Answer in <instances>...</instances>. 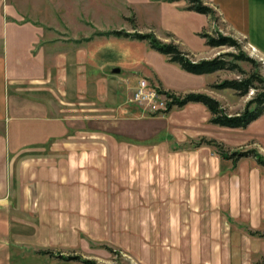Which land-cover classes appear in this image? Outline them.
<instances>
[{
    "label": "crops",
    "instance_id": "obj_1",
    "mask_svg": "<svg viewBox=\"0 0 264 264\" xmlns=\"http://www.w3.org/2000/svg\"><path fill=\"white\" fill-rule=\"evenodd\" d=\"M206 3L264 57V0ZM186 6L0 0V264H83L66 257L97 261L115 248L138 264L264 258V236L249 233L264 232V165L195 145L215 139L264 155V111L242 128L209 127L199 102L173 106V122V107L168 117L148 115L128 103L134 82L176 93L191 87L175 91L145 74L148 59L168 61L146 40L95 35L137 30L169 41L167 30L200 17ZM203 15L205 27L211 19ZM113 17L115 27L96 25Z\"/></svg>",
    "mask_w": 264,
    "mask_h": 264
},
{
    "label": "trees",
    "instance_id": "obj_2",
    "mask_svg": "<svg viewBox=\"0 0 264 264\" xmlns=\"http://www.w3.org/2000/svg\"><path fill=\"white\" fill-rule=\"evenodd\" d=\"M186 1V9L205 14L209 16L211 20L219 18V16L216 15L215 9L206 4V0ZM127 19L130 21L133 28L137 29V24L135 23L134 18L128 17ZM95 35L125 36L144 39L148 42L150 47L167 56L168 61L177 63L183 70L193 74L212 73L222 69H232L237 71L239 75L241 74L236 78L224 79L219 83H212V87L215 89L229 88L233 89L239 95H245L250 89H256L254 96L246 103L244 109L235 114L227 113L226 109L222 107L220 101L206 93L187 92L176 94L170 91L173 97L171 105L180 107L188 102H199L207 108L209 112L208 122L212 124L224 127L242 128L247 126L264 111V78L258 72V62L243 51H239V53L225 52L210 59L203 58L194 60L189 52L179 48L178 44L174 41H163L153 32L143 33L136 30L135 32L129 33L123 29H110L97 31L95 32ZM198 35L204 39V44L207 47L228 46L235 49L240 48L239 41L232 35L222 34L218 31L215 34L199 32ZM237 60H244L248 62L251 65V69L247 72L242 70L239 68L238 63L236 62ZM202 143L214 146L222 157L231 158L234 162L241 156L252 155L260 164L264 165V155L260 154L254 148L234 150L227 154L223 148V144L215 139L200 138L195 145H200ZM249 233L264 236V232L249 230ZM66 259L80 260L83 264H98L95 259L82 258L79 255L67 256Z\"/></svg>",
    "mask_w": 264,
    "mask_h": 264
},
{
    "label": "rangeland",
    "instance_id": "obj_3",
    "mask_svg": "<svg viewBox=\"0 0 264 264\" xmlns=\"http://www.w3.org/2000/svg\"><path fill=\"white\" fill-rule=\"evenodd\" d=\"M137 12H138L139 20L141 21L144 20L146 22L143 16V10L138 8ZM196 14L200 16L198 19L190 18L187 16L185 17L183 28L175 29V30H172V29L167 30V32L170 35L168 38L169 41H174L176 44H178L179 48L189 52L194 60H199L203 58L210 59V58H213L225 52L239 53V51H243L247 53L248 55H250L251 57H253L258 62V65H259L258 72L264 78V57L259 55V53L255 49H253L252 46L246 43L243 37H237V40L240 43L239 49H235V48L228 47V46L207 47L204 44V39L200 37V35H198L199 32L215 34L218 31L222 34H227V35H232V34L228 32V30L226 29L221 19L211 20V23H209V25L202 27V25L206 24V18L203 14H200V13H196ZM216 15H218L217 12H216ZM109 19L110 20H105L103 18V24H99L98 22H96L97 23L96 25L98 27L101 26L105 28L115 27V22H114L115 18L113 17ZM148 19H152V17H149ZM153 19H154V25H155L156 19L155 18ZM192 23L194 26L192 25ZM90 26L91 25L87 24V27H90ZM192 27H198L199 31L195 32V30H191ZM141 31H144V30H141ZM153 52H155L159 56L162 55L157 51L153 50ZM160 59L162 58L152 57L147 60V64L145 68L146 75H148L152 79H155L156 74H157V76L161 78L164 85L174 87L173 89H175V91L176 90L181 91L180 90L181 88L191 87V89L188 90L187 92L206 93L216 98L218 101H220L222 107H224L226 109V112L229 114H235L243 110L246 103L254 96L256 92V89H250L247 92V94L239 95L233 89H229V88L215 89L212 87V83L213 84L219 83L220 81L224 79L236 78L240 76L241 74L239 75L238 72L235 70L222 69V70H217L212 73L193 74V73L183 70L181 67H179L178 65L174 63H171L165 60L161 61ZM236 62L238 63L239 68H241L242 70H245L246 72L251 69V65L244 60H237ZM129 68L128 67L123 68L124 75L128 74V71H130ZM142 69L138 68V71H141V73H144ZM135 73L138 74L137 71H135ZM150 78H148L147 80L149 81ZM137 85L138 83L135 84L134 82L133 84L130 85V87L131 89H134V87ZM166 91H171V90H166ZM187 92H184V93H187ZM176 94H181V92H178ZM128 103L132 104V102H128ZM177 110L178 109H176V107H173L172 110L170 111L172 112L170 113L172 115L170 118L171 122H173L176 119V116L178 114L177 113L173 114V112ZM170 114L167 113L166 117H168ZM207 125L211 128L215 126L213 124H207ZM190 140L191 139L185 142V145H187ZM223 148L227 154L234 150H237L236 147L230 148L225 145H223ZM97 262L98 264H138L127 253H124L123 251L117 248H115V250H112V251L111 250L106 251L105 256H102V258H97ZM263 262H264V258L261 256L252 257L251 260L249 261L250 264H263Z\"/></svg>",
    "mask_w": 264,
    "mask_h": 264
},
{
    "label": "built area",
    "instance_id": "obj_4",
    "mask_svg": "<svg viewBox=\"0 0 264 264\" xmlns=\"http://www.w3.org/2000/svg\"><path fill=\"white\" fill-rule=\"evenodd\" d=\"M170 91L155 87L142 80L132 91L130 101L148 115H165L173 105Z\"/></svg>",
    "mask_w": 264,
    "mask_h": 264
},
{
    "label": "water",
    "instance_id": "obj_5",
    "mask_svg": "<svg viewBox=\"0 0 264 264\" xmlns=\"http://www.w3.org/2000/svg\"><path fill=\"white\" fill-rule=\"evenodd\" d=\"M116 70H118V68H116Z\"/></svg>",
    "mask_w": 264,
    "mask_h": 264
}]
</instances>
